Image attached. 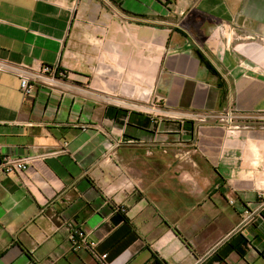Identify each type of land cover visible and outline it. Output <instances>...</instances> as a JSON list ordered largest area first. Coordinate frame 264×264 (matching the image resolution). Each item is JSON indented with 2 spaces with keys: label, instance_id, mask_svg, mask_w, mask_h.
<instances>
[{
  "label": "crops",
  "instance_id": "crops-1",
  "mask_svg": "<svg viewBox=\"0 0 264 264\" xmlns=\"http://www.w3.org/2000/svg\"><path fill=\"white\" fill-rule=\"evenodd\" d=\"M0 62L63 71L0 70V264H264V0H0Z\"/></svg>",
  "mask_w": 264,
  "mask_h": 264
},
{
  "label": "built area",
  "instance_id": "built-area-1",
  "mask_svg": "<svg viewBox=\"0 0 264 264\" xmlns=\"http://www.w3.org/2000/svg\"><path fill=\"white\" fill-rule=\"evenodd\" d=\"M0 70L1 71H10V70H14L17 71L18 74L21 77V87L22 89L30 94L32 91V87L30 84V80H37V79H41L43 78V76H47L48 81H50V83L56 82V78L61 74L57 72V70H53V69H48L43 67L41 69L40 73H35L33 71L30 70H26V69H20V68H16L13 67L9 64H6L4 62H0ZM49 83V84H50ZM32 160L30 158L28 159H12V158H5V159H0V170L5 172V173H10V172H23L24 170H26L28 168L29 165H31ZM246 218L244 220L243 223H248L251 222L254 219V213L253 212H246ZM76 236L81 239L83 242L87 243V241L85 240L84 236L82 233H77ZM75 238H73L74 241ZM77 248H80L79 245H75ZM88 246V245H87ZM91 247H95L94 244H90ZM106 255L101 256V258L103 260L106 259Z\"/></svg>",
  "mask_w": 264,
  "mask_h": 264
},
{
  "label": "flooded vegetation",
  "instance_id": "flooded-vegetation-1",
  "mask_svg": "<svg viewBox=\"0 0 264 264\" xmlns=\"http://www.w3.org/2000/svg\"><path fill=\"white\" fill-rule=\"evenodd\" d=\"M74 238H75L74 241H73L74 245H79L80 248H81L82 246H84L86 244L81 239H79L77 236H75Z\"/></svg>",
  "mask_w": 264,
  "mask_h": 264
},
{
  "label": "trees",
  "instance_id": "trees-1",
  "mask_svg": "<svg viewBox=\"0 0 264 264\" xmlns=\"http://www.w3.org/2000/svg\"><path fill=\"white\" fill-rule=\"evenodd\" d=\"M45 68H48V69H50V70L52 69V68H50V67H45ZM57 72H58V74H59V73H63L62 70H58ZM88 246H89L90 248H92V247L90 246V244H89Z\"/></svg>",
  "mask_w": 264,
  "mask_h": 264
}]
</instances>
